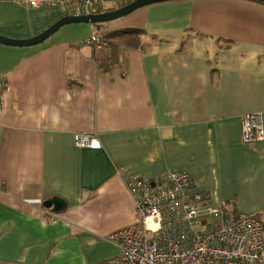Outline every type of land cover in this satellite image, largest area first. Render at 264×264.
I'll return each mask as SVG.
<instances>
[{
  "label": "crops",
  "instance_id": "crops-1",
  "mask_svg": "<svg viewBox=\"0 0 264 264\" xmlns=\"http://www.w3.org/2000/svg\"><path fill=\"white\" fill-rule=\"evenodd\" d=\"M65 15L0 0V34L33 38ZM76 25L32 47L0 44V264L117 258L110 236L137 220L132 175L188 172L210 204L264 223V140H242L244 115L264 124V4L174 0ZM131 30L141 34L115 37L111 56L87 44ZM77 133L102 148H78ZM54 196L60 214L43 206Z\"/></svg>",
  "mask_w": 264,
  "mask_h": 264
},
{
  "label": "built area",
  "instance_id": "built-area-1",
  "mask_svg": "<svg viewBox=\"0 0 264 264\" xmlns=\"http://www.w3.org/2000/svg\"><path fill=\"white\" fill-rule=\"evenodd\" d=\"M134 0H24L30 8L59 7L67 15L96 14L107 5L122 7ZM87 44L107 49L108 39L96 33ZM5 82H0V115ZM1 127V123H0ZM245 144L264 140L262 113L242 120ZM78 148L101 149L95 134L77 133ZM1 147V136H0ZM126 185L134 200L136 225L113 233L120 255L100 264H264V223L254 216H236L223 202L212 205L188 172L155 178L132 175Z\"/></svg>",
  "mask_w": 264,
  "mask_h": 264
},
{
  "label": "water",
  "instance_id": "water-1",
  "mask_svg": "<svg viewBox=\"0 0 264 264\" xmlns=\"http://www.w3.org/2000/svg\"><path fill=\"white\" fill-rule=\"evenodd\" d=\"M167 1L174 0H134L129 4L112 11L88 15H67L60 18L52 26L33 38L20 40L9 38L0 34V44L9 47H32L47 41L65 26L72 24H107L124 18L143 7ZM257 1L264 3V0ZM43 206L46 209H50L55 214H60L66 210L67 202L59 196H54L51 199L45 201Z\"/></svg>",
  "mask_w": 264,
  "mask_h": 264
},
{
  "label": "trees",
  "instance_id": "trees-1",
  "mask_svg": "<svg viewBox=\"0 0 264 264\" xmlns=\"http://www.w3.org/2000/svg\"><path fill=\"white\" fill-rule=\"evenodd\" d=\"M253 1H257V0H253ZM257 2H260V1H257ZM260 3H262V4H264L263 2H260ZM118 7H116V6H105V7H103L102 9H100L99 11H98V13H102V12H106V11H112V10H116ZM65 16H67V15H65ZM106 24H98V25H93L94 27H96L97 28V30H99L101 27H103V26H105ZM99 28V29H98ZM98 32V31H97ZM140 35L141 34V32L140 31H137V30H131V31H119V32H116V33H113V34H110L109 35V37H108V40H109V44H110V46H112L113 48H115V44H114V38L116 37V38H122V37H124V38H122V41H127V39H128V37L130 38V35ZM231 208H232V206L228 203V202H226ZM233 209V208H232ZM233 214H235L236 216H246V215H238V214H236L235 213V211H234V209H233Z\"/></svg>",
  "mask_w": 264,
  "mask_h": 264
},
{
  "label": "rangeland",
  "instance_id": "rangeland-1",
  "mask_svg": "<svg viewBox=\"0 0 264 264\" xmlns=\"http://www.w3.org/2000/svg\"><path fill=\"white\" fill-rule=\"evenodd\" d=\"M108 6H110V5H108ZM77 25H79V24H77ZM76 25V26H77ZM68 26H71V25H68ZM68 26H65V27H68ZM261 218H262V216H261ZM259 216H258V219H261ZM264 220V219H263Z\"/></svg>",
  "mask_w": 264,
  "mask_h": 264
},
{
  "label": "bare ground",
  "instance_id": "bare-ground-1",
  "mask_svg": "<svg viewBox=\"0 0 264 264\" xmlns=\"http://www.w3.org/2000/svg\"><path fill=\"white\" fill-rule=\"evenodd\" d=\"M123 7V6H122ZM121 8V7H120Z\"/></svg>",
  "mask_w": 264,
  "mask_h": 264
}]
</instances>
